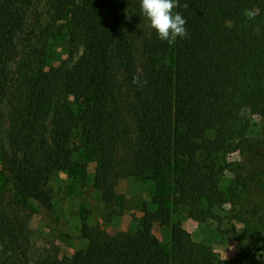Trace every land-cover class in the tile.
I'll list each match as a JSON object with an SVG mask.
<instances>
[{
    "label": "trees",
    "instance_id": "obj_1",
    "mask_svg": "<svg viewBox=\"0 0 264 264\" xmlns=\"http://www.w3.org/2000/svg\"><path fill=\"white\" fill-rule=\"evenodd\" d=\"M30 4L0 0V105L7 100V135L20 154V192L38 199L36 184L56 171L84 173L83 158L90 156L97 180L125 171L135 179L167 177L174 210L205 204L200 213L211 218V209L227 198L205 177L227 166L204 149L207 135L213 133L211 143L223 150L234 141L240 150L247 141V111L262 119L264 145V0H179L173 11L186 20L188 35L171 45L149 29L140 0H46L55 17H68L67 57L11 76L7 62L23 37ZM246 10L257 15L249 19ZM241 185L248 196L252 187L261 188L251 177ZM167 198L143 204L138 219L145 232L155 224L169 227L167 254L154 236L109 235L82 218L83 264H223L180 221H172ZM26 231L0 202V264H28Z\"/></svg>",
    "mask_w": 264,
    "mask_h": 264
},
{
    "label": "rangeland",
    "instance_id": "obj_2",
    "mask_svg": "<svg viewBox=\"0 0 264 264\" xmlns=\"http://www.w3.org/2000/svg\"><path fill=\"white\" fill-rule=\"evenodd\" d=\"M67 15L55 17L46 0H31L27 8L23 37L17 42L16 53L7 62V70L14 76L18 70L56 66L66 59ZM130 30L128 35L130 36ZM81 49L75 51V56ZM138 66L142 63L139 48L135 50ZM171 61V57L168 62ZM87 97L79 103L89 102ZM248 120L242 148L223 150L212 142L204 149L219 166L220 172L206 175L205 183L221 190L227 203L212 208L213 216L204 217L205 204L190 203L184 208L171 206L173 187L167 177L157 180L135 179L129 171L107 182L95 178L97 162L85 156V172L78 170L56 171L34 187V199L19 189L18 164L20 154L13 147L7 131L9 128L7 100L0 105V202L11 217L20 218L28 235V264H83L80 251L86 246L82 233V218L92 229L113 235L118 232L133 233L138 239L156 237L166 254L169 250V227L153 225L145 232L138 227L143 204L152 203L160 196L168 197L166 207L172 210V221H180L192 240L212 250L216 261L223 264H264V145L261 142L262 119L244 112ZM76 145L79 144L75 140ZM81 154V150L79 151ZM74 160L77 156H74ZM242 166L246 168L242 169ZM244 174L236 178V174ZM253 178L261 188L252 187L248 196L241 185ZM174 210V211H173Z\"/></svg>",
    "mask_w": 264,
    "mask_h": 264
},
{
    "label": "clouds",
    "instance_id": "obj_3",
    "mask_svg": "<svg viewBox=\"0 0 264 264\" xmlns=\"http://www.w3.org/2000/svg\"><path fill=\"white\" fill-rule=\"evenodd\" d=\"M187 6V4L183 5L184 8ZM139 7L149 29L154 31L161 41L171 45L176 42L177 38L187 37L186 20L180 12L174 13L173 11L180 7L179 0H140ZM246 15L252 19L257 12L246 10ZM133 83H140L139 75H134Z\"/></svg>",
    "mask_w": 264,
    "mask_h": 264
}]
</instances>
